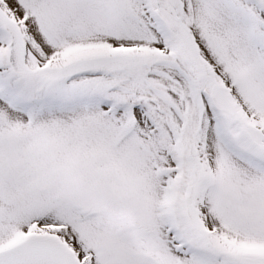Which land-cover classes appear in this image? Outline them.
Instances as JSON below:
<instances>
[{"label": "snow or ice", "instance_id": "6c2138e0", "mask_svg": "<svg viewBox=\"0 0 264 264\" xmlns=\"http://www.w3.org/2000/svg\"><path fill=\"white\" fill-rule=\"evenodd\" d=\"M0 264H264V0H0Z\"/></svg>", "mask_w": 264, "mask_h": 264}]
</instances>
